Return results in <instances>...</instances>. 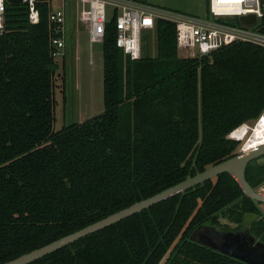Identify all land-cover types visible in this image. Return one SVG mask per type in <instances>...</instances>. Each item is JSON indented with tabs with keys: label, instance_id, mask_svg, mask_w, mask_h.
Instances as JSON below:
<instances>
[{
	"label": "trees",
	"instance_id": "1",
	"mask_svg": "<svg viewBox=\"0 0 264 264\" xmlns=\"http://www.w3.org/2000/svg\"><path fill=\"white\" fill-rule=\"evenodd\" d=\"M31 25L5 0L0 35V264L46 246L236 155L228 135L264 110V52L235 43L178 56L174 25L159 21L157 56L131 60L103 40L104 112L55 131L58 75L49 13ZM63 56L60 58L62 59ZM260 159V158H259ZM247 165L254 189L264 165ZM228 175L206 181L30 264H244L189 240L222 214L264 243V216Z\"/></svg>",
	"mask_w": 264,
	"mask_h": 264
},
{
	"label": "built area",
	"instance_id": "2",
	"mask_svg": "<svg viewBox=\"0 0 264 264\" xmlns=\"http://www.w3.org/2000/svg\"><path fill=\"white\" fill-rule=\"evenodd\" d=\"M22 2L27 9L29 24H37L38 0ZM77 2L80 5L77 20L87 32L89 39L103 42L107 27L112 24L115 47L131 60L141 58L142 38L146 37L147 33H155L159 21L174 25L176 48L181 58L207 57L235 43L251 44L264 52V0H209L203 17L163 10L134 0H77ZM4 13L5 0H0V35L4 30ZM248 15H254L255 22L249 25L241 24L239 18ZM48 18L54 34L51 42L56 48L53 56L60 57L65 48L64 3L57 9L51 8ZM262 121L264 110L258 119L253 121V127L250 123H244L231 132L228 139L243 142L240 149L242 152L253 137L257 125ZM257 190L264 193V184Z\"/></svg>",
	"mask_w": 264,
	"mask_h": 264
},
{
	"label": "rangeland",
	"instance_id": "3",
	"mask_svg": "<svg viewBox=\"0 0 264 264\" xmlns=\"http://www.w3.org/2000/svg\"><path fill=\"white\" fill-rule=\"evenodd\" d=\"M157 8L175 11L181 14L203 17L209 0H134ZM52 8L65 5L66 47L64 55L57 57L58 75L55 80V131L63 127L83 123L105 110L103 102V42L90 40L87 32L77 20L80 5L77 0H51ZM64 37V36H63ZM142 56H157V37L154 32L142 38ZM254 122H250L253 127ZM243 142H238L236 154L240 152ZM257 164L264 165V156ZM264 184V183H263ZM262 185V184H261ZM264 216V204L258 206ZM218 230L232 231L236 225L222 214L218 217ZM253 224V223H252ZM251 235L259 242L253 233Z\"/></svg>",
	"mask_w": 264,
	"mask_h": 264
},
{
	"label": "water",
	"instance_id": "4",
	"mask_svg": "<svg viewBox=\"0 0 264 264\" xmlns=\"http://www.w3.org/2000/svg\"><path fill=\"white\" fill-rule=\"evenodd\" d=\"M239 22L244 25L252 24L255 22V16L240 17ZM262 156H264V144L246 152H239L225 162L214 165L152 197L136 202L102 220L4 264H30L84 237L212 180L221 174H228L238 184L246 198L257 204H264V193L252 188L245 179L247 165ZM257 219L258 215L245 213L242 227L236 231H220L215 226H202L191 233L189 240L244 264H264V243L257 241L248 231V227Z\"/></svg>",
	"mask_w": 264,
	"mask_h": 264
},
{
	"label": "bare ground",
	"instance_id": "5",
	"mask_svg": "<svg viewBox=\"0 0 264 264\" xmlns=\"http://www.w3.org/2000/svg\"><path fill=\"white\" fill-rule=\"evenodd\" d=\"M263 143H264V121H262L261 123L257 125L256 129L254 130L253 137L247 143L245 148L242 149V152L251 150Z\"/></svg>",
	"mask_w": 264,
	"mask_h": 264
},
{
	"label": "crops",
	"instance_id": "6",
	"mask_svg": "<svg viewBox=\"0 0 264 264\" xmlns=\"http://www.w3.org/2000/svg\"><path fill=\"white\" fill-rule=\"evenodd\" d=\"M64 41H65V47H66V32L64 34ZM65 49V48H64ZM63 55H64V51H63Z\"/></svg>",
	"mask_w": 264,
	"mask_h": 264
},
{
	"label": "flooded vegetation",
	"instance_id": "7",
	"mask_svg": "<svg viewBox=\"0 0 264 264\" xmlns=\"http://www.w3.org/2000/svg\"><path fill=\"white\" fill-rule=\"evenodd\" d=\"M240 228V227H239ZM220 231H224V230H220ZM233 231V230H232ZM250 233V232H249ZM251 234V233H250Z\"/></svg>",
	"mask_w": 264,
	"mask_h": 264
},
{
	"label": "snow or ice",
	"instance_id": "8",
	"mask_svg": "<svg viewBox=\"0 0 264 264\" xmlns=\"http://www.w3.org/2000/svg\"><path fill=\"white\" fill-rule=\"evenodd\" d=\"M146 23H147V21H146Z\"/></svg>",
	"mask_w": 264,
	"mask_h": 264
}]
</instances>
